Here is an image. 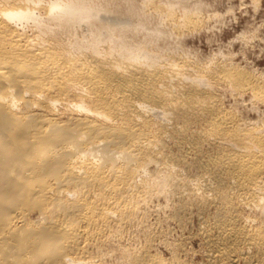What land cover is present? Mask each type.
Wrapping results in <instances>:
<instances>
[{"label": "bare ground", "instance_id": "obj_1", "mask_svg": "<svg viewBox=\"0 0 264 264\" xmlns=\"http://www.w3.org/2000/svg\"><path fill=\"white\" fill-rule=\"evenodd\" d=\"M185 1L0 0V264H187L182 242L170 262L125 241L162 195L209 217L204 264H264V133L214 94L263 103L264 75L180 56L204 21ZM180 116L209 123L188 135Z\"/></svg>", "mask_w": 264, "mask_h": 264}, {"label": "rangeland", "instance_id": "obj_2", "mask_svg": "<svg viewBox=\"0 0 264 264\" xmlns=\"http://www.w3.org/2000/svg\"><path fill=\"white\" fill-rule=\"evenodd\" d=\"M174 1H176L174 3H177L178 0ZM184 4L186 5L184 6ZM184 4L179 5L178 3V5L181 6L182 9L185 8L186 10H193L195 8L196 10V8H198L197 11L200 9L201 12L199 13L201 16H203L204 21L200 29L198 28L197 30L189 31L190 33L186 32L187 34L184 33V35H182L183 37L179 38V41L177 40L174 42L177 44H174V49H178L177 52H179V55L181 54L180 56H189L188 58L190 59L196 58V60L202 62L203 65L212 63V60L223 62L226 60L225 58H227L226 61H230L231 64L233 63L232 66L236 68H240L243 71L247 72L249 71L257 76L264 75V0H186ZM179 6L176 7L178 11L181 10ZM179 42L180 44H178ZM215 86L218 89H216V87L214 88V94H216L215 96L221 99V103L223 106L222 108L224 110L229 111L231 109L230 111H234L235 113L236 111H238L239 113L237 112V114L241 117L242 122L246 125V128H248V126L249 128H252L257 124L256 127L264 133V127L262 126L264 125V102H258L257 104V101L253 99L250 93H245V95H243V93L238 96L239 94H235L231 88L230 90H227L229 87L226 85ZM232 93L234 96L231 95ZM250 99H252L251 101L254 102H251ZM180 117H183L184 119ZM180 117L175 120V124L179 126L183 125L184 127H189L191 124L189 128L186 127V129L189 131H187L188 135L202 130L203 128H207L209 123V119L206 117H196L197 119L192 116ZM188 117H191V120ZM193 120L195 121V123H193ZM250 122L252 124H250ZM188 135H179L174 133L173 136L171 135L170 137L166 138L168 142L165 140V149L168 153L172 152V155L174 156L177 155L180 158L186 156L187 158L183 159H187L186 162L188 161L187 164L189 165L182 164V166L179 165L178 168L185 178L189 179L190 176V178L192 177L191 179H195V177L202 174V169L193 164V162L198 159V155L191 153L188 154L182 147V145L179 144L185 141V138ZM179 136H181L183 140ZM181 147L183 149H180ZM202 147L204 155L209 156L215 154L214 148H211L207 144H203ZM194 155L196 157H193ZM194 158L197 159L194 160ZM162 196H160V199L155 197L157 200L154 198L152 200L153 202L151 203L152 206H154L152 207L150 206V204V208H148L150 209L149 216H151L152 218L151 219L149 217V221L150 223L153 221L155 224L152 222L151 226H153L154 224L156 228H154L153 226L152 228H149V230L147 229V231H145L146 229L141 230V228H138L139 230H137L136 228H134L135 234L133 233L134 229H132L133 231L131 230L130 232H128L125 237V241L127 240L126 243L128 242L127 245L130 244V246L133 245L134 247L136 246V248H138L140 247V245L142 247L150 243L151 253H155L158 256L171 262L174 257V255L172 254L174 253V249L172 251L173 247L171 246L178 244V242H182L184 244V251L181 253L180 258L183 259L187 264H204L206 260L205 256L207 246L203 243V240L200 236V231L202 225L205 221H207V218L209 217H203L202 215H199V213L195 209H192L180 218L175 217V211H173V208H175L174 206L177 204V201H172L173 198L171 196ZM166 198L170 199H168V202L170 203L166 202ZM164 199L166 201H164ZM157 202L159 203L157 204ZM164 204L170 206V208L167 206L165 207ZM158 206L159 210H156ZM161 207H163V211L160 210ZM153 209H155L157 212ZM171 210L172 212H170ZM164 211L165 213H163ZM170 216H173L174 218ZM157 220L159 224L157 223ZM150 229L151 232H149ZM136 231H138V234L136 233ZM159 231L164 234L162 235V237ZM154 232L155 236L153 237ZM146 235H149V237H147ZM158 236L161 239H155ZM152 238L155 240H153ZM147 240H149L150 242H148ZM151 240H153V242H151ZM170 244L172 245L170 246ZM114 260L108 261V263L117 264L118 262H114Z\"/></svg>", "mask_w": 264, "mask_h": 264}]
</instances>
